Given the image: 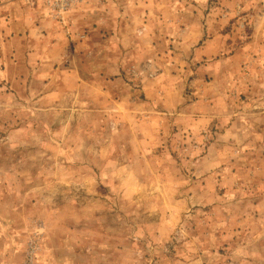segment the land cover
Listing matches in <instances>:
<instances>
[{
    "label": "rangeland",
    "instance_id": "374dc122",
    "mask_svg": "<svg viewBox=\"0 0 264 264\" xmlns=\"http://www.w3.org/2000/svg\"><path fill=\"white\" fill-rule=\"evenodd\" d=\"M11 5L0 16V264H264V0L78 4L69 30L104 18L85 57L103 78L89 86L64 73L69 48L55 72L30 69L40 33L16 56ZM27 6L25 24L35 15L64 31ZM127 21L130 53L113 37ZM114 60L127 61L126 84Z\"/></svg>",
    "mask_w": 264,
    "mask_h": 264
},
{
    "label": "crops",
    "instance_id": "0c3cea01",
    "mask_svg": "<svg viewBox=\"0 0 264 264\" xmlns=\"http://www.w3.org/2000/svg\"><path fill=\"white\" fill-rule=\"evenodd\" d=\"M11 4H13L15 8L14 9L15 14L13 15L12 13L13 15L12 19L14 20V23H15V27H16L15 30L18 31L16 32V38H19L17 40L19 44L17 45L16 56H18L19 45L22 50L23 43L25 41H28L29 39L32 40L37 35V33H40V36H42L43 38L39 42L38 48H34L32 43L30 44L31 53L28 54L30 57L28 58L29 61L26 62V63H29L30 69H34L35 67H37L36 65H38L40 66L39 69L48 67V68H52V70H54L55 72V69H54L56 68L55 63H58L59 61L64 59V54L62 53V51L65 48H69L71 52L68 55L71 56L73 60L72 61L69 60V62H72L70 63L69 68L63 67L66 70L64 71V73H67L71 79L76 78L78 80H81L82 84H85L88 86L91 84H94V82L95 83L102 82L101 80H98V81L96 80L98 77H100V79L103 78L102 64L98 66V70H100L99 73H96L95 71V74L93 76L91 74L87 75L88 74L86 71L87 64L85 62L86 55L87 54L92 55L93 53L89 50L90 42H91L90 36L92 37L93 36L96 37L97 35L101 36L100 34L102 33V24L104 23V18L101 14H99L98 17L94 19L93 21L90 20L93 23L92 25L90 24L88 20L86 21L85 19H83L85 21H82V23H79V24H76L75 21H73V24H71V28H70V35H66L64 31L60 30L61 29L60 27L59 29L55 25L54 26L48 25L47 27L46 26L47 24H45V22H42V21H38V24H37V22H34L33 20L35 18L39 19V17H35V15L27 16L29 22H26L25 24L24 18H25L26 13H28V11H32L30 7L27 6V4L23 3L22 1H14ZM11 4L0 5V16H1L2 9H10L11 11H13V7ZM26 10L28 11L26 12ZM117 22L119 23V21ZM122 22L123 20H120V23ZM118 28L119 26L117 27L116 30L113 31V37L114 38L122 37V39H124L123 37H126L128 39L127 45H126V53H130L129 48L134 46L133 42H129V39L134 38L133 27L127 21L125 30H121V29L118 30ZM146 29L148 30L147 27ZM2 34L4 33L2 32ZM206 37H207V40L203 42L202 48H205L206 46H209L211 44V40H209L210 34L209 33L206 34ZM93 51L96 52V49H93ZM93 54H96V53H93ZM126 62L127 61L120 62V61L114 60V62L111 64V68L113 70H116L117 71L116 74L118 75V77H120V78H117L116 81H120V82L122 81L125 83L124 78L122 76V72L124 69L127 70ZM59 68L60 67H58V70ZM39 71H41V74L39 73L40 77H43V76L45 77L49 74L48 73L46 75V74H43L42 70H39ZM92 76L96 81L89 82V81H92L91 80ZM87 77H89L90 80H87L88 79Z\"/></svg>",
    "mask_w": 264,
    "mask_h": 264
},
{
    "label": "built area",
    "instance_id": "2783aa9c",
    "mask_svg": "<svg viewBox=\"0 0 264 264\" xmlns=\"http://www.w3.org/2000/svg\"><path fill=\"white\" fill-rule=\"evenodd\" d=\"M91 0H23L28 5L39 4L50 15L51 19L62 26L65 34L70 35L68 14L74 6Z\"/></svg>",
    "mask_w": 264,
    "mask_h": 264
}]
</instances>
